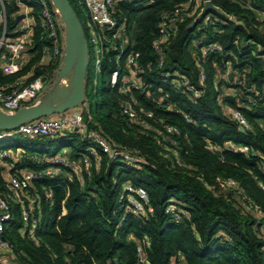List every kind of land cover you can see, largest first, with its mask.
Masks as SVG:
<instances>
[{
	"label": "trees",
	"instance_id": "trees-1",
	"mask_svg": "<svg viewBox=\"0 0 264 264\" xmlns=\"http://www.w3.org/2000/svg\"><path fill=\"white\" fill-rule=\"evenodd\" d=\"M180 1L119 3L117 19L125 21L128 41L119 67L128 74L126 53L140 52L142 71L135 75L139 83L133 81L125 91H120L121 83L109 84L99 92L91 77L90 56L83 105L91 119L84 133L69 131L49 141L15 136L60 145L55 151L10 145L14 151L23 149L10 173L22 169L38 174L19 198L8 197L11 218L4 221L1 237L9 243L15 264H114V259L118 264H143L142 252L149 264H264V19L240 2L209 0L232 20L221 17V23L202 25L201 13L185 18L162 44L159 56L164 61L159 65V56L150 47L161 37L159 16ZM244 1L264 12V0ZM69 3L88 39L82 0ZM31 5L35 15L31 57L12 76L0 72V82L31 68L33 76L53 73L55 66L38 64L46 41L38 5ZM17 10L13 0H5L7 30H13ZM206 11L220 15L214 9ZM202 35L205 44L218 42L222 51L203 57L204 43H194ZM107 47L101 75H110L117 67V51ZM227 63L234 73L231 79L224 75ZM251 86L257 96L247 90ZM87 90L90 96L100 95L94 106L86 100ZM192 90L200 94L194 96ZM250 99L255 105L244 107ZM123 104H130L145 126L123 115ZM227 106L240 109L249 125L244 132L225 112ZM143 110L151 111L152 117L142 115ZM90 133L112 148L131 150L140 162L127 165L110 157L88 137ZM60 148L67 152L60 153ZM57 154L66 156L71 165L50 163L48 159ZM49 169L50 175H41ZM125 185L146 192L144 215L130 210ZM9 194L0 169V197ZM170 199L189 216L175 220L166 214ZM144 235L147 245L141 243Z\"/></svg>",
	"mask_w": 264,
	"mask_h": 264
},
{
	"label": "built area",
	"instance_id": "built-area-1",
	"mask_svg": "<svg viewBox=\"0 0 264 264\" xmlns=\"http://www.w3.org/2000/svg\"><path fill=\"white\" fill-rule=\"evenodd\" d=\"M18 7L15 22L13 24V30H7L6 27V14H5V0H0V72L3 76L8 77L20 72L27 64L31 57V38L33 36L35 15L33 14L32 2L37 3L39 13V24L42 29V35L46 41V44L42 48L41 59L39 65L42 66H55L53 73L46 72L33 76V69L25 72L18 77L13 78L9 82H0V110L13 113L22 104L34 103L37 101L38 94L42 90L44 83L51 78V83L55 81V72L59 65V58L62 56V50L64 46V26L57 9L53 6L50 0H13ZM150 0H82L85 15L87 17L86 28L88 32L87 46H88V59L91 56L93 72L98 74L102 68V62L105 51L108 49V45L113 47L117 53L115 55V64L117 67L110 72L109 84L111 87L121 83L120 91L128 89L130 84L134 85L135 75L142 71V64L139 62L140 52L129 51L126 53L125 68H127L128 74H124L119 67L121 55L127 48V37L125 34V21L119 22L117 19V8L121 2H136L147 4ZM240 2L245 8L257 12L261 19H264V12L252 9L248 2L244 0H232ZM205 0H181L170 10H164L159 16V31L161 37L154 40L151 43V49L159 56L161 46L168 36L174 35L177 30V25L187 17H192L200 14L202 25L221 23V17L232 20V16L223 14L216 15L209 11L204 10ZM19 18L18 21L17 18ZM201 29V25L197 27ZM204 35L201 38L196 39L194 43L198 45L203 42ZM200 47V53L205 57L209 53L221 52L222 46L218 42H208ZM233 44H237V40L233 41ZM163 58L159 56L157 63L161 65ZM231 67L227 63L225 76L229 77ZM234 75V74H233ZM45 78L44 80H42ZM233 78V76H232ZM205 79V73L203 68L200 67L199 80L203 82ZM177 80H174L172 84H176ZM242 81H237V84H241ZM60 84H66L65 80H62ZM253 96H257L259 93L254 86L247 89ZM229 94L233 93L232 89L227 91ZM194 96L200 94L199 90H192ZM254 99L248 100L243 106L250 108L251 105H255ZM240 105V104H238ZM27 106V105H26ZM224 110L229 114L240 126L248 128V122L237 107H224ZM86 114V115H85ZM122 114L127 116L131 120L138 121L142 126H145L141 116L133 110L130 104H123ZM142 115L152 117L151 111H142ZM87 117V120L84 118ZM91 119L88 107L83 104L78 108H73L66 113L55 114L53 116L42 117L32 121H27L20 124L12 130L0 131V141L8 140L15 136H30L41 138H54L69 131H78L84 133L86 131L87 122ZM168 131H174L175 128L167 127ZM95 143L100 145L102 149L108 152L112 158H119L127 165H136L140 162V158L131 150L124 147L112 148L104 138L90 133L88 135ZM230 147H235L233 144H228ZM239 150H245V147H238ZM10 157V153L7 150L0 151V159L6 160ZM52 164L71 165L66 156L57 154L55 157L48 159ZM10 169L15 167V162H11ZM51 170H46L41 175H50ZM40 175V174H39ZM38 176L37 173L31 170L18 169L7 177V188L9 195L0 197V247L3 249H10V245L2 237L1 233L4 227V221L11 218L9 211V198H19V192L25 189L30 181ZM126 191V200L130 206V210L133 213L144 215L146 213V205L148 198L146 192L140 188H133L130 185L124 187ZM165 213L175 220L187 218L189 216L188 211L182 206L178 205L176 201L170 199L165 208ZM23 219L27 220V213L23 212ZM141 243L143 245L148 244L147 236H143ZM138 249H141L139 244ZM143 253V252H142ZM144 254V253H143ZM143 264H149L146 259H142Z\"/></svg>",
	"mask_w": 264,
	"mask_h": 264
},
{
	"label": "water",
	"instance_id": "water-1",
	"mask_svg": "<svg viewBox=\"0 0 264 264\" xmlns=\"http://www.w3.org/2000/svg\"><path fill=\"white\" fill-rule=\"evenodd\" d=\"M50 1L57 9L64 26L63 56L55 72V81L36 102L20 107L13 113L0 110V131L12 130L27 121L66 113L80 107L84 102L88 46L83 27L69 0ZM204 9H214L219 14H224L221 10L214 8L209 0H205ZM233 74V72L229 73L230 79ZM62 80H65L66 84H60ZM239 131L244 132V128L240 126ZM114 264H118L116 259Z\"/></svg>",
	"mask_w": 264,
	"mask_h": 264
},
{
	"label": "rangeland",
	"instance_id": "rangeland-1",
	"mask_svg": "<svg viewBox=\"0 0 264 264\" xmlns=\"http://www.w3.org/2000/svg\"><path fill=\"white\" fill-rule=\"evenodd\" d=\"M87 22V20H86ZM62 56H63V50H62ZM62 56L59 58V64L62 61ZM91 77L92 79H96V86L97 89L99 90V92L103 89L106 88L107 86H109V74L107 72H104L102 75L100 73L95 74L92 70H91ZM51 78L49 77V79L44 83V86L42 88V90L39 92L38 97H40L47 89H49L52 85L51 83ZM87 95H86V100L89 104L93 105L96 103V101L99 100L100 95L97 94L96 96H90L89 91L87 90ZM27 104H22L20 107L26 106ZM46 139V138H45ZM13 144H22L23 146H28L31 148H36V149H41V148H45L48 149L49 151H55L59 148V142L58 141H51V142H46V143H42V142H36V141H24L22 140L21 137H15L13 140H5V141H0V150H11L10 145ZM60 153H65L67 152V150L65 148H60L58 150ZM10 152V151H9ZM11 155V154H10ZM77 167V164H76ZM126 186V185H125ZM124 186V187H125Z\"/></svg>",
	"mask_w": 264,
	"mask_h": 264
},
{
	"label": "crops",
	"instance_id": "crops-1",
	"mask_svg": "<svg viewBox=\"0 0 264 264\" xmlns=\"http://www.w3.org/2000/svg\"><path fill=\"white\" fill-rule=\"evenodd\" d=\"M85 19L87 20L86 15H85ZM0 151H3V150H0ZM7 151H10L9 153L11 154L9 159H6V160L0 159L1 174H2L3 178H5V179H7L8 175L10 174L11 169H10L9 165L11 164V162L16 163V161L19 160V158H20L19 153H22L23 149L18 148L16 151H14V150H7ZM76 169L78 170V164H77ZM130 238L135 240V238L133 236H130ZM141 258L145 259V256L143 253H141ZM0 264H15L14 259L12 258L9 249H3L0 247Z\"/></svg>",
	"mask_w": 264,
	"mask_h": 264
}]
</instances>
